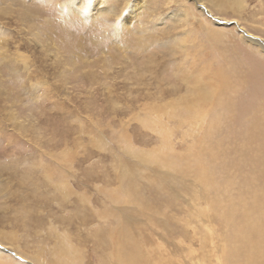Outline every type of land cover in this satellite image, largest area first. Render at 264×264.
<instances>
[{
	"label": "rangeland",
	"instance_id": "rangeland-1",
	"mask_svg": "<svg viewBox=\"0 0 264 264\" xmlns=\"http://www.w3.org/2000/svg\"><path fill=\"white\" fill-rule=\"evenodd\" d=\"M253 40L264 44V0H0V237L14 232L11 243L32 255L51 244L45 236L61 233L83 263L114 264L109 243L117 229L145 264H242L225 260V249L241 244L233 221L211 216V203L238 209L234 221L243 212L264 216L249 208L247 193L264 183L260 177L246 188L244 179L255 175L239 161L243 148L247 159L256 156L255 136L264 147L262 135L247 129L264 98V54ZM222 73L227 82H217ZM185 82L212 94L198 114L231 111L204 133L212 138L205 148L224 154L223 169L209 165L212 192L197 174L208 160L198 148L205 119L184 114ZM165 106L196 126L164 118L166 132L148 123L152 108ZM60 180L70 195L54 189ZM256 244L264 251V241ZM0 253L13 260L0 264H34L12 245L0 243Z\"/></svg>",
	"mask_w": 264,
	"mask_h": 264
},
{
	"label": "bare ground",
	"instance_id": "bare-ground-1",
	"mask_svg": "<svg viewBox=\"0 0 264 264\" xmlns=\"http://www.w3.org/2000/svg\"><path fill=\"white\" fill-rule=\"evenodd\" d=\"M95 1V0H94ZM101 3V1H100ZM229 3V2H227ZM95 4V3H94ZM137 4V3H136ZM220 4H223L222 2ZM231 8L234 9H237L240 7V9L242 8V4H240L238 1L234 2V1H231ZM132 5V4H131ZM100 6V5H99ZM132 7V6H131ZM91 10L92 11H96V9H99L96 8V5H92L91 7ZM108 8V7H107ZM138 8V7H137ZM111 9V8H110ZM108 10V9H107ZM103 11H106V10H103ZM195 11H191L190 13H194ZM104 13V12H103ZM102 14V13H101ZM108 14V13H106ZM116 14V12H115ZM91 16L94 15V13L90 14ZM103 15V14H102ZM110 15V14H109ZM95 16V15H94ZM133 16V15H132ZM119 17V16H118ZM133 18V17H132ZM199 22H202L204 21V17L202 16V18L200 16H197ZM131 19V18H130ZM201 19L203 21H201ZM123 20V19H122ZM122 20L121 21H118L120 26H122ZM209 21V20H208ZM129 22V20H128ZM124 23V22H123ZM130 23V22H129ZM128 25V24H127ZM125 27V25H124ZM218 36V33L214 30L213 34H212V38H217ZM250 42V41H249ZM253 43H255V46H260V50L257 51L258 53H263L264 54V44L263 45H260L256 42V40H253L251 41ZM257 44V45H256ZM253 46V45H252ZM255 48V47H253ZM256 57V56H255ZM20 60H23L21 62H23V65L26 64V59L24 57H20ZM245 60V59H243ZM250 61V60H249ZM264 61V60H263ZM238 70V69H237ZM224 72V71H223ZM250 73V72H249ZM182 81H185V79H182ZM217 82H227L226 80V77L224 75V73H222L221 75L218 74V77H217ZM187 82H185V90H188L189 91V95L191 93V103L185 105L186 107L184 108V114L185 115H188L189 119H192L194 122L199 116H204V119H205V124H204V127L206 130H203L202 133H200L199 135L203 136L204 137V143H201L198 145V148L201 149L205 152H207V159L203 158L200 162V167L202 169V172L200 171H197L199 174V180L201 182H203V186L205 187L206 190H208V192H212V190H215V184H214V180L210 177V173L211 171H209V165H211L212 169H215V168H224L223 164L221 163L222 160L224 159L223 155L221 153V150H216V147L218 146H215L213 148L210 149H206L205 146L207 145V143H209L210 141H212V138H210V135L209 133H206L204 134L207 129H208V126L210 128H216L220 125V117L222 116L223 112L224 113H231V111L228 109L229 107L228 106H224L220 109V114L217 115L215 113L216 111V106H212V110L211 111H204L202 113H197L195 111H197V108H198V105L199 104H202L204 105V102L206 101H210L211 98H212V94L211 92H209L206 88L205 85H199L197 86L196 88L194 86L192 87H189ZM171 93V92H170ZM216 94H217V88H214V93H213V99L216 98ZM183 97V96H181ZM189 97V96H188ZM256 97V96H255ZM149 98V97H148ZM185 98V97H183ZM212 99V100H213ZM258 99V97H257ZM149 100V99H148ZM258 102H261L262 104L259 105V109L256 110L255 112V121L254 122H251L250 124L253 126L252 129H250L249 127L247 128L250 133V137L253 136L252 134L253 133H259L260 135H262V137L264 138V114L261 113L260 116H259V113L263 110V105H264V98L263 99H260ZM170 104V103H169ZM170 106V105H168ZM166 108H168L165 112L163 113H159V110L157 107V109L154 107L152 108V111L150 112V115H149V120H148V123H151V124H158L156 128H159L161 130H164L166 132H170L169 128L167 127L166 125V121L167 119L169 118H176L179 123L184 121L185 124H190L188 122V120L186 119H180L177 115L178 113L176 112V109L174 108H171V107H167L165 106ZM261 109V111H259ZM263 112V111H262ZM184 115V116H185ZM190 115H194V116H190ZM170 116V117H169ZM164 118H167L166 120H163ZM202 117L198 118V119H201ZM209 119V121H208ZM249 121H250V118H248ZM177 121V122H178ZM4 122V121H3ZM191 122V123H192ZM184 126V125H183ZM191 128L195 127L196 124L195 123H192L189 125ZM22 128V127H21ZM168 129V131H167ZM246 130V129H245ZM190 132H188L189 136L192 135V130L190 129L189 130ZM165 132V133H166ZM209 132V131H208ZM245 132V131H244ZM247 133V132H246ZM168 134V133H167ZM258 134V135H259ZM245 135V134H244ZM257 135V134H256ZM257 135V137H258ZM250 137H245L243 135H239V138H242L243 142L242 144L244 145H247L250 147V145L247 144V141H251L252 139ZM193 138H194V134H193ZM260 138V137H259ZM254 139V138H253ZM240 140V139H238ZM241 141V140H240ZM213 144V143H212ZM252 144L255 146V153H256V156L254 158H250L247 159V155L249 156V154H245L247 150V148H243L244 150L241 151V153L239 154V161H243L244 163L247 162L249 163L250 167H251V172L253 173V175H255V177H250V181L248 180H245V187L246 188H251L250 186H252L251 184H253V182L255 183L256 180H258L260 177H261V182L264 183V154H261L260 151L261 150H264V147H260V143L258 144V141L256 139V136H255V139L254 141L252 142ZM264 144V142H263ZM214 145V144H213ZM217 145H219V143H217ZM258 147V149H257ZM220 148V147H219ZM164 149V150H163ZM162 151L165 152V148L163 147ZM249 150L252 152L253 150H251L249 148ZM161 151V152H162ZM244 151V152H243ZM264 153V151H263ZM206 154V153H205ZM69 154L64 151L62 152V158L64 159V161L67 160ZM233 161V160H232ZM47 172V169L44 170V173ZM215 171V170H214ZM213 171V172H214ZM201 173V174H200ZM67 174V173H66ZM46 177V176H45ZM61 177V176H60ZM47 178V181L48 182H51V180L49 179V177H46ZM44 178V179H46ZM24 180V179H23ZM66 180V178H65ZM64 180V181H65ZM62 182V180H60ZM23 182V181H22ZM56 182L57 184H54V189L55 190H59L60 189V193H63V194H67V195H70V189L68 191V188L66 185L65 182H68L67 180L65 182ZM251 182V183H250ZM256 184V183H255ZM248 185V186H247ZM262 185V184H261ZM255 186V185H254ZM21 187V186H20ZM240 187V186H239ZM253 187V186H252ZM262 188H259V187H253L252 190L250 189L249 192L247 193H251V198H252V201H251V207L249 208H252L253 210H264V184L261 186ZM243 189V187H241ZM240 188V189H241ZM245 188V189H246ZM26 190V189H25ZM22 191V190H21ZM1 192V191H0ZM11 192V191H10ZM13 192V191H12ZM28 192V191H27ZM207 192V193H208ZM29 193V192H28ZM246 193V192H245ZM4 194V193H3ZM9 194V193H8ZM27 194V193H26ZM25 194V195H26ZM61 195V198H64L62 196H65V195ZM2 196H5V195H2ZM67 197V196H65ZM30 198V196L28 197V199ZM20 199H21V203L25 202V198H23V196L20 195ZM27 199V197H26ZM30 200V199H29ZM62 201V200H61ZM20 202V201H19ZM83 202V201H81ZM152 202V201H151ZM6 203V202H5ZM18 203V202H17ZM27 203V202H26ZM211 203V202H210ZM248 203V202H247ZM19 204V203H18ZM212 205V213H211V216H217L218 218H221L224 223H226V225L230 226L231 225V222L233 224V226L231 225L230 227L232 228H236L234 229L235 230V238L237 241H239V244H241L240 247H236V248H229L228 250H226L225 252V255H224V258L226 261H232L234 262L235 258H239L241 257L242 260H243V263L242 264H262L259 260V257L258 255H261V253L257 250L260 249L261 252L264 253L263 251V247H262V244H256L257 241L261 242V241H264V223L262 224V222L264 221V216L258 218L257 220H254V218H250V214H247V215H244V212L243 213H240L239 212L237 214H239V216L241 215V218L240 220L238 221H234L232 218L233 216L235 217V214L234 212H236V210H232V212H228L227 210V207H222L218 204L215 205V203H211ZM211 205L209 204L208 205V212H210V209H211ZM20 206V205H19ZM23 206V205H22ZM81 206V205H79ZM247 206V205H246ZM41 207H46L45 205H41ZM40 207V208H41ZM8 208V207H7ZM11 208V207H10ZM232 208V207H231ZM245 208V207H244ZM28 209V208H27ZM7 210V209H6ZM21 210V209H20ZM16 211V210H15ZM241 211V210H239ZM246 211V210H245ZM251 211V209L249 210ZM28 212L29 210L27 211V215H28ZM252 212V211H251ZM261 212V211H260ZM19 213L18 211H16V214ZM253 213V212H252ZM263 215V214H262ZM27 217V216H26ZM20 220V219H19ZM236 220V219H235ZM210 221V220H209ZM219 221V220H218ZM246 221V222H245ZM22 222V221H21ZM9 224V223H8ZM10 226V224H9ZM225 226V225H224ZM207 228V227H206ZM228 229V227H227ZM230 229V228H229ZM229 229L227 231H229ZM55 230V229H53ZM208 230V229H207ZM233 230V231H234ZM44 231V230H43ZM49 231V230H48ZM231 231V230H230ZM45 232V231H44ZM58 232V231H57ZM242 232V236H240V233ZM65 233V232H64ZM230 233V232H229ZM232 233V232H231ZM39 234V233H38ZM45 234V233H44ZM43 234V236H44ZM66 234V233H65ZM37 235V233H36ZM35 235V236H36ZM49 236H45L46 238L48 237V239L51 241L50 243L51 244H41L39 246V248H37L32 255H28L24 252H22L18 247L15 248V245H13L11 242H16L15 241V238H16V235L14 232H8V233H5V234H2L1 237H0V243L2 244H5V245H12V247H14V249L16 250L17 254L18 255H21L22 257H24L25 259H28L30 261H32L34 264H84L83 263V260L79 258V248H78V245L76 244L75 246L72 245L71 241H70V238L67 236V235H64V234H56L55 233V236H53L51 233L48 234ZM230 234H228L229 236ZM232 235V234H231ZM42 236V235H40ZM227 236V235H226ZM227 236V237H228ZM226 237V238H227ZM229 238V237H228ZM233 238V239H235ZM254 238V239H253ZM47 239V240H48ZM130 239V238H129ZM253 239V240H252ZM112 242L109 243L111 245V249L113 250L114 249V258H116L114 261V264H141L143 262L142 260V257L141 256H136V252H137V247H135V249L132 251L130 250H127L128 247H127V244L125 245L123 243V240L121 241L120 240V234L117 233V229L115 230V233L113 235V238H111ZM128 240V239H127ZM203 240V239H202ZM54 242V243H53ZM132 242V241H131ZM219 242V241H218ZM254 244V245H253ZM27 245V244H26ZM105 245V244H104ZM235 245V244H234ZM73 246V247H72ZM103 247V246H102ZM230 247V246H229ZM256 247V248H254ZM27 248V247H26ZM107 249V248H106ZM109 250V249H108ZM21 253H20V252ZM102 251V250H101ZM104 252V251H103ZM110 252H113L110 250ZM109 251H107L106 253L109 255L111 254ZM102 253V252H100ZM105 253V252H104ZM138 253V252H137ZM106 255V254H105ZM82 256V255H80ZM0 257L2 258H9L8 256H3V254L0 253ZM84 257V256H82ZM113 258V256H112ZM10 261L13 262V260L11 258H9ZM79 259L81 260V262L79 263ZM85 259V258H83ZM232 259V260H231ZM100 260V259H99ZM107 260V259H106ZM110 260H108L109 262ZM140 261H142L140 263ZM224 261V260H223ZM237 261V260H236ZM144 262L146 263V259H144ZM143 262V263H144ZM103 263V262H102ZM144 263V264H145ZM224 263V262H223ZM86 264V263H85Z\"/></svg>",
	"mask_w": 264,
	"mask_h": 264
}]
</instances>
